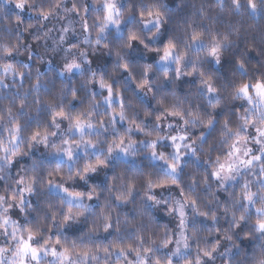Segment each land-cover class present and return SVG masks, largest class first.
Returning a JSON list of instances; mask_svg holds the SVG:
<instances>
[{
	"label": "clouds",
	"instance_id": "obj_1",
	"mask_svg": "<svg viewBox=\"0 0 264 264\" xmlns=\"http://www.w3.org/2000/svg\"><path fill=\"white\" fill-rule=\"evenodd\" d=\"M0 264H264V0H0Z\"/></svg>",
	"mask_w": 264,
	"mask_h": 264
}]
</instances>
